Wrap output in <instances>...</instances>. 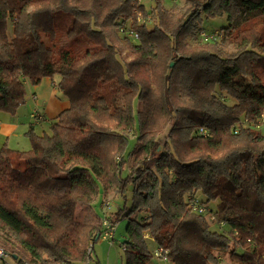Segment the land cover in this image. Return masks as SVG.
I'll list each match as a JSON object with an SVG mask.
<instances>
[{
    "label": "trees",
    "instance_id": "obj_1",
    "mask_svg": "<svg viewBox=\"0 0 264 264\" xmlns=\"http://www.w3.org/2000/svg\"><path fill=\"white\" fill-rule=\"evenodd\" d=\"M179 1L0 0V113L43 78L69 103L29 150L0 148L5 264H87L100 186L131 188L109 215L127 219L123 264H264V0Z\"/></svg>",
    "mask_w": 264,
    "mask_h": 264
},
{
    "label": "rangeland",
    "instance_id": "obj_2",
    "mask_svg": "<svg viewBox=\"0 0 264 264\" xmlns=\"http://www.w3.org/2000/svg\"><path fill=\"white\" fill-rule=\"evenodd\" d=\"M156 1L158 0H141V3L144 4L146 9H149L151 7H155ZM159 2L162 4V6L166 10H171L172 8L181 6L183 4V2L179 0H159ZM136 22L138 24L144 23V22H138V21ZM145 24L147 28L152 27V24L150 22L145 23ZM226 25H227V21L225 17L204 20L203 24L201 25L199 39L203 40L202 36L203 38H209V39L216 36L218 38L217 40L222 39L221 31ZM58 40L62 42L63 45H67L70 42L69 40L65 38V36H60ZM225 50L228 52L233 51V49L230 46H226ZM123 57L124 56L122 55L121 58L123 59ZM24 110L25 108L23 106H21L18 109L19 113L23 112ZM20 116H22V118H26V113ZM42 129L43 128H40V131H42ZM44 131L48 134L50 133L49 124L44 127ZM260 131L264 133V114H263V123L260 126ZM24 143H28V139L24 138ZM133 144H134L133 139L130 138L129 149H132ZM29 147H30V144L26 148H23V149L20 148V150L27 151L29 150ZM133 162H134V156H131L128 160V166H127V163L125 164V167L123 170L124 172L122 173L123 177L126 175L129 168L133 165ZM107 202L109 204V207L108 209H105L104 204ZM130 203H131V188L129 191L126 192V198H124L123 196H119V195L115 196L113 192H111L110 190L104 193L103 188L100 186L99 194L94 201V210L98 217L104 218L111 214L112 215L116 214L117 211L120 210L124 205L130 206ZM87 213L88 212L84 211L83 209H79L78 212L76 213V216L77 218L83 220L84 222H90L93 220V217L91 215L87 217L86 215ZM209 216L210 214L207 215V217ZM215 221L216 219L214 217V220L210 222H215ZM115 224H116V228H115L114 240L111 242H102V243L96 242L93 247V251L91 253V260H89L87 264H123L124 263V252H123V248L121 244L127 238V235H126L127 219L121 218ZM5 238H6L5 233L0 229V239L3 240ZM151 263L152 264H163L160 260H157V259H153ZM219 264H231V262L229 261L227 256H222Z\"/></svg>",
    "mask_w": 264,
    "mask_h": 264
},
{
    "label": "crops",
    "instance_id": "obj_3",
    "mask_svg": "<svg viewBox=\"0 0 264 264\" xmlns=\"http://www.w3.org/2000/svg\"><path fill=\"white\" fill-rule=\"evenodd\" d=\"M21 106L25 110L21 113L17 111L14 116L0 113V148L7 145L11 149L20 150L30 144V149L32 143L29 131L33 129L36 133L44 132V127L49 121L68 109L69 103L57 92L54 81L43 78L38 85L27 87V95ZM33 109L42 117L40 120L30 116ZM25 113L26 118H22L20 115ZM40 128H43L42 131ZM24 138L28 139V143H24Z\"/></svg>",
    "mask_w": 264,
    "mask_h": 264
},
{
    "label": "built area",
    "instance_id": "obj_4",
    "mask_svg": "<svg viewBox=\"0 0 264 264\" xmlns=\"http://www.w3.org/2000/svg\"><path fill=\"white\" fill-rule=\"evenodd\" d=\"M138 2H141V0H138ZM137 21L138 22H143V19L141 17H138ZM124 35H126L127 37H129L130 39H133V40H137V38H138L136 33H134L131 30H127V29L124 30ZM202 39H203V41H206V42H213V41H217L218 38L216 36H214L213 38L209 39V38H203V36H202ZM30 116L33 119H35V120H40L42 118L39 115V113L37 112V110H35V109L32 110ZM201 134L202 135L204 134L203 131H201ZM108 207H109V204L107 202V203L104 204V208L108 209ZM198 211L200 213L201 212L205 213V210L203 208H199ZM208 220L213 221L214 220V216L210 215L208 217ZM101 226H102V233H101V235L98 238V242L102 243V242H111V241H113L114 240L116 224L113 223L109 219V216H107V217L102 218ZM91 248H92V245L89 246L88 252L91 251ZM165 254H166V252L162 248H156L154 250L155 257L161 258L163 261L166 260ZM6 260H7L6 253L4 252V250L2 248H0V264H5Z\"/></svg>",
    "mask_w": 264,
    "mask_h": 264
},
{
    "label": "water",
    "instance_id": "obj_5",
    "mask_svg": "<svg viewBox=\"0 0 264 264\" xmlns=\"http://www.w3.org/2000/svg\"><path fill=\"white\" fill-rule=\"evenodd\" d=\"M172 65V64H171Z\"/></svg>",
    "mask_w": 264,
    "mask_h": 264
}]
</instances>
